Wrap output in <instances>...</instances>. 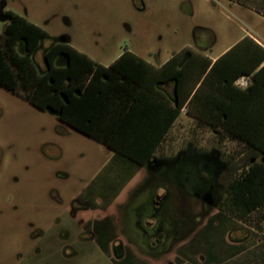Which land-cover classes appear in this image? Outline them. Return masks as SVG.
<instances>
[{"label": "rangeland", "instance_id": "rangeland-1", "mask_svg": "<svg viewBox=\"0 0 264 264\" xmlns=\"http://www.w3.org/2000/svg\"><path fill=\"white\" fill-rule=\"evenodd\" d=\"M2 1L46 29L51 37L67 34L72 46L103 65L111 64L127 50L149 62L164 63L175 52L204 47L212 48V55H219L245 35L264 44V0ZM5 24L0 20V33ZM44 40L32 58L40 71L46 67L44 51L50 44L48 38ZM20 49L21 43L19 54ZM20 92L0 85V264H28L23 259L36 254V245L43 237L62 239L59 228L63 219L95 176L106 169L111 154L102 143L63 123L55 113L35 106L23 89ZM214 150L220 154L218 162L208 157ZM246 150L243 141L222 129L199 125L188 112H182L155 156L165 164L142 168L131 183L123 186L111 210L117 211L134 189L144 186L145 177L171 184L173 175L178 178L194 164L198 166L193 176L195 191L212 183L214 195L216 190L221 202L228 181L242 175ZM201 175L207 182L198 184ZM215 198L211 202L213 214L204 220L206 229L181 247L186 251L173 250L169 264H177L179 259L189 262L192 256L209 258L217 251H224L228 264H237L243 246L232 239L243 232L227 229V216L221 212L224 208ZM201 203L196 205L199 212L206 209ZM101 213L92 210L86 216L93 220ZM198 217L201 223L202 217ZM246 223L264 226V206L250 214ZM31 264L53 263L42 258Z\"/></svg>", "mask_w": 264, "mask_h": 264}, {"label": "trees", "instance_id": "trees-1", "mask_svg": "<svg viewBox=\"0 0 264 264\" xmlns=\"http://www.w3.org/2000/svg\"><path fill=\"white\" fill-rule=\"evenodd\" d=\"M44 39L41 26L14 12L7 14L0 33V85L18 93L23 89L35 106L55 113L63 123L102 142L137 167L154 163L151 157L186 108L185 113L199 125L222 129L247 146L242 175L228 181L220 206L242 221L264 206V105L257 112L252 95L264 66L251 74L264 55L248 68L250 56L246 59L248 55L242 53L246 40L212 66L210 59L186 50L173 53L160 67L128 50L105 66L61 43L44 52L46 67L40 71L32 58ZM19 43L21 54L17 52ZM224 60L229 61L219 69L218 84H233L244 75L252 77L251 86L227 104L207 100L204 93V86ZM169 82L174 85L173 96L160 86ZM209 110L216 112L210 114ZM260 156L262 160H258Z\"/></svg>", "mask_w": 264, "mask_h": 264}, {"label": "crops", "instance_id": "crops-1", "mask_svg": "<svg viewBox=\"0 0 264 264\" xmlns=\"http://www.w3.org/2000/svg\"><path fill=\"white\" fill-rule=\"evenodd\" d=\"M243 40H246V44L242 48V53L248 55L246 59H249L250 56V61L248 60V68H250L264 55V44L251 35H245L238 41ZM235 45H231L216 56L212 55L213 50L210 47L195 49L194 52L210 59L212 66ZM227 61L229 60H224L218 66V72H214L209 82L204 86L207 100H221L223 104L231 103L232 96L249 87H240L235 83L236 81L233 84H218L219 69L224 67ZM149 63L156 67L164 64L161 62ZM262 66H264V61L251 74H256ZM237 71H240V68ZM160 86L169 96H173L174 85L172 82ZM199 86L200 83L196 89ZM253 91V104L257 108L256 111L260 112L263 108L262 105H264V74L254 85ZM215 112L209 110L210 114ZM167 137L164 138L151 157L150 162H154L150 164L151 167L159 163L155 156L161 152ZM103 145L111 153L104 165L106 169L95 176L86 193L81 194L80 200L75 202L71 213L67 215V219H63L59 228L62 239L45 240L46 238L43 237L36 245L38 250H36V254L27 255L23 262L31 264L35 260L39 261L44 258L53 264H145L150 260L152 264H169L173 250L178 252L181 247L189 245L194 238H197L201 233L200 231L206 229L204 220L206 216L213 214V208L199 212L196 209L198 198L189 189L185 192L186 205L184 210L181 209L180 196L176 186L158 181L154 177H145L142 181L144 186L141 185L134 189L127 200L119 204L117 211L111 210L112 205L120 196L123 186L125 187L128 182L131 183L146 165L137 167L138 165L132 161L119 155L105 144ZM145 189L148 191L143 195L142 192L146 191ZM151 197L156 198V203L152 204ZM164 201H168V206L162 215L158 209L161 206L160 203ZM141 203L145 204L146 209L134 210ZM92 210H101L102 213L93 220L87 219L86 215ZM151 211L156 214L152 216ZM221 212L227 216L224 220L228 230L237 229L243 232L241 236H234L235 239H232L235 244L243 246V250L239 251L237 264H264V226L261 224L248 225L246 221L231 216L225 210H221ZM183 213L187 220L184 228L181 226ZM198 216L202 217L201 223H198ZM158 222L160 224L157 234L149 235L148 231L151 232V225H156ZM209 226L211 227L212 224ZM182 251L186 250L182 249ZM224 255H226L224 251H217L215 255L209 256V258L192 256L189 262L179 259L177 264H228Z\"/></svg>", "mask_w": 264, "mask_h": 264}, {"label": "flooded vegetation", "instance_id": "flooded-vegetation-1", "mask_svg": "<svg viewBox=\"0 0 264 264\" xmlns=\"http://www.w3.org/2000/svg\"><path fill=\"white\" fill-rule=\"evenodd\" d=\"M9 12L16 13L12 9L8 8L7 1H2L0 3V20L1 21L3 20L4 22H6L7 21V14ZM16 14H18V13H16ZM18 15L21 16V17H23L20 14H18ZM65 22L67 24H69V22H68L67 19H65ZM44 31L46 33V38H48L49 39V42H50V44L45 48V51L49 47H52L55 44H61V43L62 44H68L69 46L75 48L74 46H72L70 44V37L67 34L62 33L58 38H54V37H51L50 36L49 32L46 29H44ZM44 41L42 42V45H40V47H42L44 45ZM60 62L64 64V63H66V59L65 58H61ZM214 151L215 152H213V155L208 156V157L210 159L211 158H214L218 162V161H220V156H219L220 154L216 150H214ZM163 164H165V163H163ZM163 164L158 163L157 165H154V166H161ZM197 168H198L197 164L190 165L189 167H187V168H185L183 170L182 174L178 178L175 175H173L174 177H172L174 179H172L173 181L171 182V184H174L176 186L178 192H179V196H180V208L183 209V210H184V206L186 205L185 192L187 190H189V189L198 198L197 199V202H196V205L198 204L199 201L202 202L201 204L203 205V207L206 208V209H203V210H207L209 208H212L211 207V202L213 201V196H214V198L216 197L215 200L217 199V201H218L217 192L215 190V195H214V189H215V187H214V184H212V183H209V184L207 183V187L205 189H203L202 191L200 190V192L195 191L194 185H193V180H194L195 177L193 178V176H194L195 172L197 173ZM220 170H223V168L220 169ZM198 177H199L198 184L200 182L201 183L202 182H205V181L207 182V178H203L202 175H201V177L200 176H198ZM167 184L170 185V183H168V182H167ZM151 202H152V204L156 203V198L151 197ZM219 203H221V202H219ZM160 204H161V206L159 207L158 212L159 213H162V215H164V213H165V211L167 209V206H168V201L161 202ZM141 208L146 209L145 208V204H142L141 203L140 205H137L134 208V210H141ZM155 209L157 210V208H155ZM150 213H151L152 216H154L156 214L155 212H152V211ZM186 223H187V220H186V218L184 216V213H183V219H182V225L181 226L184 228V226L186 225ZM159 224H160V222H158L156 225H151V232L148 231V234L149 235H156L157 232H158V230H159Z\"/></svg>", "mask_w": 264, "mask_h": 264}, {"label": "built area", "instance_id": "built-area-1", "mask_svg": "<svg viewBox=\"0 0 264 264\" xmlns=\"http://www.w3.org/2000/svg\"><path fill=\"white\" fill-rule=\"evenodd\" d=\"M240 87H248L252 83V77L248 75L241 76L235 82ZM186 112V108L183 109Z\"/></svg>", "mask_w": 264, "mask_h": 264}]
</instances>
